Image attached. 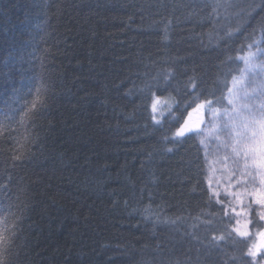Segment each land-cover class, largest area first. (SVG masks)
Instances as JSON below:
<instances>
[{
  "label": "trees",
  "instance_id": "trees-1",
  "mask_svg": "<svg viewBox=\"0 0 264 264\" xmlns=\"http://www.w3.org/2000/svg\"><path fill=\"white\" fill-rule=\"evenodd\" d=\"M258 44L264 0H0L3 264H258L178 134Z\"/></svg>",
  "mask_w": 264,
  "mask_h": 264
},
{
  "label": "rangeland",
  "instance_id": "rangeland-1",
  "mask_svg": "<svg viewBox=\"0 0 264 264\" xmlns=\"http://www.w3.org/2000/svg\"><path fill=\"white\" fill-rule=\"evenodd\" d=\"M245 68L232 83L224 109L207 105L195 109L186 127L198 133L207 164V184L217 199H225L234 216L235 231L247 233L252 256L264 264V206L257 204L264 193V127L259 126L264 112V46L244 55ZM173 106L169 97L152 100V113L159 120ZM253 116L257 123H253ZM245 128L247 132L245 133ZM255 212L263 229H252L250 214Z\"/></svg>",
  "mask_w": 264,
  "mask_h": 264
},
{
  "label": "snow or ice",
  "instance_id": "snow-or-ice-1",
  "mask_svg": "<svg viewBox=\"0 0 264 264\" xmlns=\"http://www.w3.org/2000/svg\"><path fill=\"white\" fill-rule=\"evenodd\" d=\"M209 105L212 103L211 101H208L207 102ZM33 107L35 108L36 105L34 104ZM253 123H257L256 119H255V116H253ZM259 126L260 127H264V112H262L260 114V121H259ZM186 131H189V129L187 128H182L180 129L179 131V135H183ZM247 132V128H245V133ZM262 183H264V180H262ZM257 204H260L261 206H264V193H261L260 194V198L256 201ZM261 219H264V215L261 216ZM240 235L242 236H247L248 234L247 233H240ZM262 238H264V233H261L260 234ZM0 239H2V237H0ZM249 253L250 255L252 256H255L256 255V252L252 251L251 249H249ZM0 264H3V260L0 259Z\"/></svg>",
  "mask_w": 264,
  "mask_h": 264
}]
</instances>
